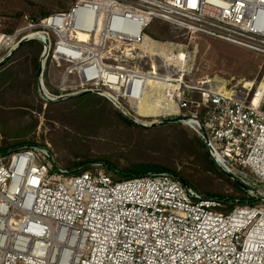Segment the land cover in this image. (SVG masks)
Segmentation results:
<instances>
[{"label": "built area", "instance_id": "built-area-1", "mask_svg": "<svg viewBox=\"0 0 264 264\" xmlns=\"http://www.w3.org/2000/svg\"><path fill=\"white\" fill-rule=\"evenodd\" d=\"M155 21L264 58V0H76L0 34V66L38 42L43 101L94 94L144 126L162 115L196 122L216 164L252 194L222 212L224 199L174 175L115 180L102 165L72 172L49 148L23 146L0 154V264H264V75L254 92L253 84L215 91L209 81L187 85L183 69L170 78L132 68ZM50 63L67 65L54 91L45 86Z\"/></svg>", "mask_w": 264, "mask_h": 264}, {"label": "rangeland", "instance_id": "rangeland-1", "mask_svg": "<svg viewBox=\"0 0 264 264\" xmlns=\"http://www.w3.org/2000/svg\"><path fill=\"white\" fill-rule=\"evenodd\" d=\"M75 2L76 0H0V34H13L25 28L28 24L37 22L31 21L29 17L38 14L40 10L50 13V15L67 12ZM145 35L147 36L145 43L142 46H135L133 51L137 60L130 62L132 68L141 72L156 70L158 76L177 78V75L183 69L184 80L191 87H199L202 82L209 81L210 84L206 86L208 89L232 91L243 90L246 84H253V92L264 75L263 56L226 42L204 36L196 35L191 37L173 25L160 21H155L145 31ZM139 55L144 56V58L139 59ZM7 62L1 65L0 69L5 67ZM165 64L167 65L165 66ZM61 65V68H56L55 64H49L45 76V86L48 90H54V88L62 84L67 65ZM37 81L39 86V78H37ZM69 83H78L77 77H70ZM25 96L24 94L20 96L21 101L25 100ZM34 96L37 106L28 110L32 113L34 120L20 118L16 116V113H13L12 109H6L5 113L9 115L0 119V127L6 126L9 129H18L31 120L35 121L36 119L38 122L37 129L28 139L34 143L31 145L49 148L54 154L58 166L63 167L66 157L72 150L80 151L81 153H85L87 150V152L96 157L116 158L120 157L122 153L126 155L133 148H136L139 141L137 133L125 127L118 129L113 127H108V129L101 128L98 129V133L86 138L80 134L81 131L79 129L71 128L69 125L63 126L61 123L47 119L43 113H38V105L41 101L39 89ZM73 99L75 98L69 100ZM165 102L163 98L160 99L157 107L165 106ZM110 104L112 105V103ZM45 108L46 106H44ZM172 108L173 105L169 104V111ZM74 109L75 106L73 105L70 111L72 112ZM165 111L167 112L166 109ZM160 112L158 108L157 113ZM170 119H178V115L151 117L142 119V122L147 124ZM140 127L148 130L155 127L160 129H183L191 134L198 135L196 130L181 122H166L155 127ZM198 137L200 138L199 135ZM2 141L3 137L0 132V146ZM155 155L157 153L153 152V156ZM120 161L124 163L123 159H120ZM186 167L190 168L188 164H186ZM219 169L222 171L220 167ZM106 173L114 177L115 180H119L116 174ZM179 178L181 179V177ZM199 178L204 177L200 176ZM209 180L218 192L226 196H235L234 201L236 199H244L224 179H220L218 176H211ZM257 189L264 190L261 187H256ZM224 200L226 203L227 199L225 198Z\"/></svg>", "mask_w": 264, "mask_h": 264}, {"label": "trees", "instance_id": "trees-1", "mask_svg": "<svg viewBox=\"0 0 264 264\" xmlns=\"http://www.w3.org/2000/svg\"><path fill=\"white\" fill-rule=\"evenodd\" d=\"M48 15L50 13L40 10L29 19L38 22ZM42 51L43 47L38 42L25 43L13 54L7 65L0 69V119L9 115L5 113L6 109H12L16 116L34 120L32 113L28 110L37 106L34 95L39 89L37 78L40 73ZM22 94L26 95L24 101L20 98ZM40 100L39 114L43 113L47 119L61 123L63 126L69 125L71 128L79 129L83 137L95 135L98 129H108V127L116 129L125 127L138 135L139 141L136 148L116 158L96 157L87 150L85 153L72 150L62 167L65 170L83 172L93 165H102L103 170L116 174L119 180L140 178L150 174L174 175L181 177L185 186L208 198H226L225 207L220 209L222 212H230L234 209L235 196H226L218 192L209 180L211 176H218L231 184L244 197L241 199L243 203L247 198V194L241 187L219 169L207 146L198 135L183 129L156 127L149 130L142 129L121 114L106 99L94 94H85L73 100L55 103L45 102L41 97ZM73 105L75 109L71 112ZM44 106H46L45 109ZM32 120L18 129L0 127L3 137L0 154L34 144L28 138L37 129L38 122L36 119ZM153 152L157 155L153 156ZM120 159H123L124 163H121ZM186 164L190 168H187ZM200 176L204 178L200 179ZM249 200L251 205L256 204L254 200Z\"/></svg>", "mask_w": 264, "mask_h": 264}, {"label": "water", "instance_id": "water-1", "mask_svg": "<svg viewBox=\"0 0 264 264\" xmlns=\"http://www.w3.org/2000/svg\"><path fill=\"white\" fill-rule=\"evenodd\" d=\"M40 74V73H39ZM39 92H41V87H39ZM125 116V115H124ZM125 117H127V116H125ZM127 118H129V117H127ZM129 119H131V118H129ZM133 122H135L133 119H131ZM166 122H178V119H170V120H164V121H158V122H153L151 125H150V127H155V126H158V125H162V124H164V123H166ZM136 123V122H135ZM136 124H138L139 126H142V127H146V126H144V125H142V124H140V123H136ZM197 133H198V135L200 136V138H201V140L205 143V145L206 146H208V140L206 139H203L202 137H201V135L199 134V132L198 131H196ZM222 171L226 174V175H228L231 179H233L240 187H241V189L246 193V194H248V195H251L252 193H251V191L246 187V186H244L243 184H241L240 182H238L237 180H235L229 173H227L225 170H223L222 169Z\"/></svg>", "mask_w": 264, "mask_h": 264}, {"label": "bare ground", "instance_id": "bare-ground-1", "mask_svg": "<svg viewBox=\"0 0 264 264\" xmlns=\"http://www.w3.org/2000/svg\"><path fill=\"white\" fill-rule=\"evenodd\" d=\"M108 99L110 100V101H112L113 103H117V99L115 98V97H112V96H108ZM147 100H149V99H147ZM171 105V104H170ZM142 113H144V114H147V111L146 110H142ZM182 121H185L186 123H187V125L189 126V127H191L192 129H194V130H199V126L197 125V123L196 122H194V121H191V120H182ZM139 122V121H138ZM226 171H228V169H227V167H223Z\"/></svg>", "mask_w": 264, "mask_h": 264}, {"label": "crops", "instance_id": "crops-1", "mask_svg": "<svg viewBox=\"0 0 264 264\" xmlns=\"http://www.w3.org/2000/svg\"><path fill=\"white\" fill-rule=\"evenodd\" d=\"M54 90H55V88H54ZM54 90H53V91H54Z\"/></svg>", "mask_w": 264, "mask_h": 264}]
</instances>
